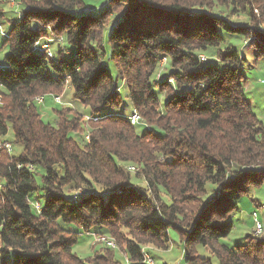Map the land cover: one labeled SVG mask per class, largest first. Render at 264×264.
Masks as SVG:
<instances>
[{
  "label": "trees",
  "instance_id": "obj_1",
  "mask_svg": "<svg viewBox=\"0 0 264 264\" xmlns=\"http://www.w3.org/2000/svg\"><path fill=\"white\" fill-rule=\"evenodd\" d=\"M16 1L6 13L0 0V140L11 130L21 148L0 150V264H121L108 247L73 254L79 234L109 236L124 264H146L141 247L167 250L171 232L184 264H264V239L222 243L240 200L264 184V126L233 46L264 58V0ZM65 85L88 113L53 108L54 125L43 122L37 106Z\"/></svg>",
  "mask_w": 264,
  "mask_h": 264
},
{
  "label": "rangeland",
  "instance_id": "obj_2",
  "mask_svg": "<svg viewBox=\"0 0 264 264\" xmlns=\"http://www.w3.org/2000/svg\"><path fill=\"white\" fill-rule=\"evenodd\" d=\"M4 1V12H16L18 11L17 7V1L16 0H2ZM107 0H102V3L104 4ZM89 2H87L88 4ZM99 9H97L95 12L97 13ZM233 21H242L245 22L246 18L243 16L240 17H233ZM9 30V26L7 22H3L0 26V45L3 40V35H6ZM234 48L240 53L241 57L244 58L243 61H241L239 65V71L243 74L244 78L246 79V87L244 89L245 98L248 101L252 112L254 115L258 118V120L263 124L264 126V58L255 60L250 52V48L248 46L243 45L242 41H234L233 42ZM5 51L0 50V59H2V56L4 55ZM212 63L213 61L210 59L209 61ZM166 62L165 60H162L159 66V70L157 72L162 71L163 69H166L167 65L165 66ZM120 91L123 93V104L122 109L119 113L125 116H129V101L126 96V92H123V88L121 87ZM38 97L40 98V95H37V98H33L32 102H37ZM54 97L59 98V103H54L50 98L45 99V102L41 105L37 106V110L41 115V118L43 122L48 123L50 125H54L55 116L53 113V108H61L66 109L67 111H72L73 114H87L86 108L83 109L82 105L76 101L73 100L72 97V90L69 88V86L65 85L61 90L57 91L54 95ZM43 98V97H42ZM1 103V98H0ZM66 114L68 118H70V112H67ZM77 118V117H76ZM139 120V119H138ZM137 120V121H138ZM88 119L85 117L82 120H79L78 124L79 127L82 126L84 130H79L77 133V136L75 134H72L73 138L76 139V141L79 143V145L82 144V142H88L89 138L87 136V125ZM131 123V122H130ZM138 122H135L136 125ZM132 125V124H131ZM146 130L145 127L137 126L136 132L138 134L143 133ZM83 131V132H82ZM158 134L160 133L157 131ZM76 133V132H75ZM12 133L11 130L8 131L7 137H5L4 141H11ZM0 140V141H2ZM12 146V154L17 155L20 153L21 148L18 146ZM131 175H136V173L139 172V168L136 165H130L127 169ZM140 186H143V182L141 180L136 181ZM39 197L43 201L45 199V196L42 195V192H38ZM166 199V198H164ZM167 200V199H166ZM253 202H258L263 204L264 203V184L259 189H251L249 190L248 195L243 197L238 206L236 211L231 215L230 222L233 225V230L230 236L227 239L222 240V243H225L229 246H233L236 244H240L245 236L248 234L253 235L254 237L262 238L264 239V205L256 212H254L256 209L253 205ZM257 213L259 220L263 223L262 230L260 234H256L254 231V222L252 223L251 214ZM263 215V216H262ZM253 217V216H252ZM62 228H65L66 230H72V227L62 225ZM121 233L124 235L125 238H130L125 230H121ZM170 236V243L167 250L158 249L154 246L150 245H143L141 247L142 251L145 253V257L149 259L150 264H184V257H183V246L180 243L177 235L173 232L169 234ZM106 238L109 241H114L116 248L113 249L115 252V258L118 262L121 264L125 263V255L120 247H118L115 239L106 236ZM106 243H100L96 241V239H90L87 236L78 235V243L75 247L72 249V253L78 256L82 259H95L98 256H103L107 253ZM109 248V247H108ZM111 249V248H110ZM198 254L199 255H206L207 252L201 248H198ZM212 264H217L215 259H212Z\"/></svg>",
  "mask_w": 264,
  "mask_h": 264
},
{
  "label": "bare ground",
  "instance_id": "obj_3",
  "mask_svg": "<svg viewBox=\"0 0 264 264\" xmlns=\"http://www.w3.org/2000/svg\"><path fill=\"white\" fill-rule=\"evenodd\" d=\"M43 49H47V48H43ZM46 51V50H45ZM53 98V100L54 101H56L57 99H58V97H52ZM43 101V98H39L38 97V99H37V102H42ZM139 117L136 115V114H133L131 117H130V122H131V124L133 125V124H135V122H139ZM138 120V121H137ZM0 150L1 151H5L6 153H8V154H10L11 153V151H12V147H11V145H10V147H9V143L8 142H2V143H0ZM253 218H255L256 220H257V226H260V232H261V230H262V227H263V223L259 220V218H258V215H257V213H253ZM263 216V215H262ZM264 220V219H263ZM253 222H254V219H253ZM95 239H96V237H95ZM96 241H98V242H102V243H106L107 244V246L109 247V248H111V249H115L116 248V246H115V243H114V241H109L107 238H97V240ZM149 259H147V257H145L144 256V262L146 263V264H150L149 262H147Z\"/></svg>",
  "mask_w": 264,
  "mask_h": 264
},
{
  "label": "built area",
  "instance_id": "obj_4",
  "mask_svg": "<svg viewBox=\"0 0 264 264\" xmlns=\"http://www.w3.org/2000/svg\"><path fill=\"white\" fill-rule=\"evenodd\" d=\"M42 48H47V45H43L42 46ZM59 98L56 100V101H54V102H56V103H59ZM2 142H8V141H0V143H2ZM10 145H11V143L9 142V147H10ZM35 208L36 209H38V205H35ZM252 219H254V231H255V233L256 234H260V226H257V220L255 219V218H253L252 217ZM97 238H106V237H102V236H100V237H96V240H97ZM147 262H149V260L147 261Z\"/></svg>",
  "mask_w": 264,
  "mask_h": 264
}]
</instances>
